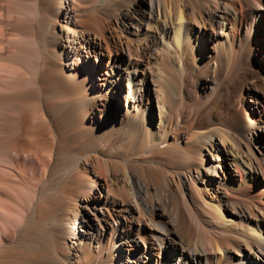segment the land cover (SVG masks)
<instances>
[{
  "label": "bare ground",
  "instance_id": "1",
  "mask_svg": "<svg viewBox=\"0 0 264 264\" xmlns=\"http://www.w3.org/2000/svg\"><path fill=\"white\" fill-rule=\"evenodd\" d=\"M192 2L0 0V264H264V2Z\"/></svg>",
  "mask_w": 264,
  "mask_h": 264
},
{
  "label": "rangeland",
  "instance_id": "2",
  "mask_svg": "<svg viewBox=\"0 0 264 264\" xmlns=\"http://www.w3.org/2000/svg\"><path fill=\"white\" fill-rule=\"evenodd\" d=\"M186 2L188 8H191L193 2L192 0H184ZM264 2V0H263ZM189 4V5H188ZM195 6L193 5V8ZM201 32L207 34L210 33L208 30V24L206 22L200 23ZM210 35V34H208ZM196 44V45H195ZM211 43L208 42V40L204 39L201 40L199 43H197V40L192 41L191 44H185V46H182L179 50V58H182L184 60V64L187 70L186 78L177 83L176 88L172 90L170 93L171 97H166V101L168 105H170L171 109L173 110V113L179 108H191L194 107L199 102L198 94L201 90V85L203 84V81L198 80L199 76L202 75L206 69L210 67V65H213L215 63V60L213 57L208 58V55L210 54L211 49ZM178 52V51H177ZM184 53V55H183ZM178 56V54H177ZM183 56V57H182ZM259 58L256 59L255 63L259 62ZM214 62V63H213ZM104 64V63H103ZM195 78V79H194ZM238 78L232 81L231 88H230V100L229 103L232 101V99L240 96L241 90L244 87V79ZM182 83V84H181ZM125 86V83L123 84ZM245 97V98H244ZM244 97L241 99V105L239 108H237L236 112H234L235 115L244 116L257 119L259 118V110L261 109L259 107V93L257 92V95L254 96V94H245ZM171 98V99H170ZM169 101V102H168ZM171 101V102H170ZM173 102V103H172ZM123 98L119 95L111 102L110 109L113 113L116 111L119 112L123 107ZM240 111V112H239ZM241 114V115H240ZM150 117L152 121L157 124L158 123V108L155 101H153L151 108H150ZM229 143V144H228ZM230 145L229 147H233L234 151L236 152V147H234V144H231V141L226 143V146ZM232 145V146H231ZM254 146V147H253ZM252 150L255 154H259V151H264V145L261 140H259V137H255L252 142ZM213 196V198H212ZM206 201L210 202V199H215L218 196L217 195H208L205 196ZM215 197V198H214ZM224 212V211H223ZM226 214V213H225ZM255 215H258L256 211H254ZM238 219H235L234 224H237L238 228ZM264 225V221H263ZM240 227V226H239Z\"/></svg>",
  "mask_w": 264,
  "mask_h": 264
}]
</instances>
